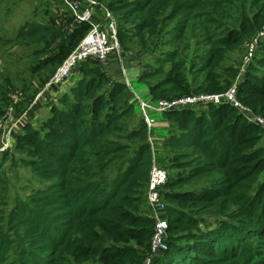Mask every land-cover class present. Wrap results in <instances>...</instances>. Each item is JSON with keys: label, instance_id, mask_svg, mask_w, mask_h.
Instances as JSON below:
<instances>
[{"label": "trees", "instance_id": "16d2710c", "mask_svg": "<svg viewBox=\"0 0 264 264\" xmlns=\"http://www.w3.org/2000/svg\"><path fill=\"white\" fill-rule=\"evenodd\" d=\"M106 9L125 51L135 41L147 47L163 21L180 16L182 27L171 44L186 51L194 38L204 44L194 73L202 82L195 93L185 75L186 51L179 46L163 52L157 66L144 65L140 83L165 78L150 89L156 101L227 92L232 85L218 72L229 73L224 68L230 55L264 30V0H122ZM90 30L85 23L66 35L60 23H31L20 29L16 42L45 48L58 43L52 57L46 49L36 56L37 72L57 70ZM112 67L84 65L46 121L24 125L13 142L12 150L25 156L22 164L54 186L35 207H18L11 218L14 234L0 232V264H144L149 257L151 264H264L261 129L231 106H180L161 116L168 133L160 137L159 149L149 141L155 125L150 129L143 115L129 128L126 120L138 110L136 96L122 82V69ZM243 71L239 100L264 117L263 40ZM239 75L233 71L229 79ZM154 161L170 174L162 190L167 250L155 255V222L146 211ZM207 178L209 186H192Z\"/></svg>", "mask_w": 264, "mask_h": 264}, {"label": "rangeland", "instance_id": "374dc122", "mask_svg": "<svg viewBox=\"0 0 264 264\" xmlns=\"http://www.w3.org/2000/svg\"><path fill=\"white\" fill-rule=\"evenodd\" d=\"M80 1L84 2V0ZM90 1L94 2V4L97 3V5L94 6L95 22L103 23V27L108 31V24L111 21L108 17L110 13L107 11L106 7L110 2H119L122 0ZM179 19H181V16L176 18L169 17V19L163 21L158 29L154 31L152 35L153 38L148 40L147 47H140L139 42L135 41L133 45H130L131 47L128 51L123 50L120 46V54L112 55L107 63L99 60H88L81 66H99L102 69H109L113 68L112 66L116 64L117 66L114 67V70L115 68L122 69V66H124L125 73L123 72L122 82L132 88L140 100L150 102L151 87L164 81L165 78L161 76L155 80L140 83L139 80L144 71V65L151 64L157 66V61L163 56V52L176 48L177 46H179L180 51H186L181 45L171 44L175 39V29H180L182 27ZM54 22L61 24L66 35H70L76 31L77 27H74V22L76 21L74 20L73 14L67 8L65 0H0V89H3L0 90V100L1 98L4 99V102L1 103L0 101V109L2 111V115L0 116H4L2 120H0V188L2 190V196L0 198V232L3 231L9 235L16 232V225L12 223L11 218L18 207L24 204H30L35 207L39 204L41 199L53 192L54 186V182L41 179L33 169L24 166L22 161L25 156L19 154L14 148L12 150L13 142L16 141L22 128L26 126L17 123L29 112L26 117V124L34 123L36 127H40L50 116V110L55 105H53V103L58 102V97L65 93V90L69 92L81 78L82 67L80 66L76 70L73 80H70L71 82H67L59 89L51 88L50 83L60 67L54 70V67L50 66L43 72H37L41 61L37 60L36 56L38 52L46 49L48 54L53 53L51 55L52 57L59 51L58 43L53 44L51 48H45L41 43L16 42V37L20 29L25 25L31 23L52 24ZM259 40L264 41V30L259 32L253 40L247 42L245 48L241 52L230 55L224 68L225 70L229 69V73H224L223 70L218 72V74L227 79L232 86L235 84L239 86L242 79V72H244L243 70L246 68V59L250 55V46L254 42L258 43ZM201 48H204V44L199 45L198 39L194 38L189 49L182 54V58H184L186 62V66L184 67L185 75L193 80V89H190V93H195V88L200 87L202 82L194 75L199 69L197 66L198 59L205 54V50ZM133 57L137 59L132 60ZM170 68V64L167 63L165 65V71L168 73ZM233 71H239L240 74L235 80L229 79ZM40 95L42 97L37 103L36 101ZM12 96H14V99L18 98L16 104L14 100H12ZM48 97L53 102H46ZM48 102L49 104H46ZM136 104L138 110L135 116L126 120L129 128H135L138 125V120L144 115L138 99H136ZM198 112L201 111L198 110ZM255 114L258 115L259 113L257 112ZM161 116H163V114L159 116L155 113L150 114V117L155 118V122L163 123L166 117L162 120ZM249 123L254 124L252 122ZM254 125L257 126L256 124ZM260 129L264 142V130L262 128ZM156 132L157 134H155L153 130L151 140L149 141H152L156 146L159 145V149H161L162 145H164V138L160 139V137L168 133V130L167 128L166 130L164 129V134L158 137H156V135L162 132L159 133L157 130ZM122 142L124 144H130L132 149L135 148L136 143L126 142L124 140ZM166 157L169 158L170 156L166 155ZM210 184L211 180L207 178L199 180L192 186L200 190ZM146 211L149 214L147 207ZM144 264H151L150 257L145 260Z\"/></svg>", "mask_w": 264, "mask_h": 264}, {"label": "built area", "instance_id": "2783aa9c", "mask_svg": "<svg viewBox=\"0 0 264 264\" xmlns=\"http://www.w3.org/2000/svg\"><path fill=\"white\" fill-rule=\"evenodd\" d=\"M65 4L69 11L73 14L74 20L76 21L74 22V27L78 28L80 25L86 23L91 26V30L65 60V62L60 66L57 73L53 77L50 87L58 89L64 86L71 79L73 80L75 72L80 64L88 60H99L101 62L107 63L108 59L112 55L120 54V44L117 38V25L111 14H108L111 22L108 24V31H106L103 27V23L95 22L94 20V6H96L97 3L94 4V2L90 0H84V2L80 0H65ZM257 44V42H254L250 46V55L246 59L245 67L249 66L251 62L250 59L253 58ZM130 89L133 91L136 99L139 100V104L143 111L142 113H144L143 116L145 117L150 129L156 123L153 119L154 117H150V114L152 113H155L157 116H159L160 114L174 111L177 107L186 105H197L202 107H207L209 105H226L237 109L247 119V121L256 124L264 130V118L256 115L251 109L244 106L239 100L238 84H235L223 94L200 96L195 95L171 102L164 100L156 101L150 97V102L140 100L136 92L132 88ZM12 97V100H14L16 104L18 98L14 99V96ZM41 97V95L38 97V100L36 101L37 103ZM27 116L28 114L26 113V115H24V117L19 120V123L17 124H21L22 126L26 125ZM150 143L153 144L152 141H150ZM168 180L169 172L167 169L160 167L154 161L147 188V208L149 210V215L155 222L154 234L151 242L152 252L154 255L167 250V231L169 225L165 216L167 203L163 198L162 190L166 186Z\"/></svg>", "mask_w": 264, "mask_h": 264}, {"label": "crops", "instance_id": "0c3cea01", "mask_svg": "<svg viewBox=\"0 0 264 264\" xmlns=\"http://www.w3.org/2000/svg\"><path fill=\"white\" fill-rule=\"evenodd\" d=\"M115 66H117L116 64L114 65V67ZM115 69H118V68H115ZM122 70H123V72L125 73V69H124V66H122ZM64 92H66V90L64 91ZM47 101H51V99L48 97V99H46V102ZM51 102H53V101H51ZM44 103V102H43ZM46 104H49V102L48 103H46ZM53 104H56V103H53ZM47 106V105H46ZM155 126H156V129H155V134H157V132H156V130L159 132V133H161V134H159V135H156V137H158V136H162L163 134H164V129L166 130V124L165 123H161V122H156V124H155ZM163 130V131H162ZM163 136H166V134H164ZM158 147H159V145H158Z\"/></svg>", "mask_w": 264, "mask_h": 264}, {"label": "bare ground", "instance_id": "6f19581e", "mask_svg": "<svg viewBox=\"0 0 264 264\" xmlns=\"http://www.w3.org/2000/svg\"><path fill=\"white\" fill-rule=\"evenodd\" d=\"M168 244V243H167Z\"/></svg>", "mask_w": 264, "mask_h": 264}]
</instances>
